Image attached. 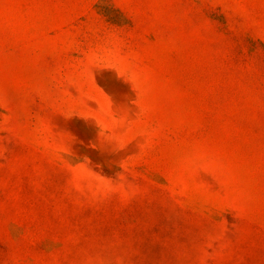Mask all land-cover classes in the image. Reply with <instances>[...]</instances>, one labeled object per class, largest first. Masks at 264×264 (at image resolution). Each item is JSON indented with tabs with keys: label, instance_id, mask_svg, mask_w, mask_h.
I'll return each instance as SVG.
<instances>
[{
	"label": "rangeland",
	"instance_id": "374dc122",
	"mask_svg": "<svg viewBox=\"0 0 264 264\" xmlns=\"http://www.w3.org/2000/svg\"><path fill=\"white\" fill-rule=\"evenodd\" d=\"M0 264H264V0H0Z\"/></svg>",
	"mask_w": 264,
	"mask_h": 264
},
{
	"label": "trees",
	"instance_id": "16d2710c",
	"mask_svg": "<svg viewBox=\"0 0 264 264\" xmlns=\"http://www.w3.org/2000/svg\"><path fill=\"white\" fill-rule=\"evenodd\" d=\"M116 11V10H115ZM117 12V11H116Z\"/></svg>",
	"mask_w": 264,
	"mask_h": 264
}]
</instances>
